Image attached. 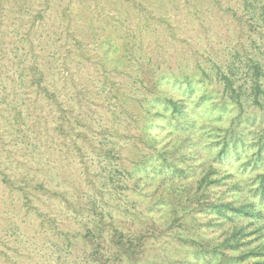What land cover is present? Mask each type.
<instances>
[{
    "label": "rangeland",
    "instance_id": "1",
    "mask_svg": "<svg viewBox=\"0 0 264 264\" xmlns=\"http://www.w3.org/2000/svg\"><path fill=\"white\" fill-rule=\"evenodd\" d=\"M106 43L121 58L125 48L134 51L122 58L120 73L103 63L111 54ZM252 63L261 66L264 88V0H0V157L16 176L9 184L0 174V264H99L83 234L100 211L150 236L146 197L128 175L148 150L139 138L145 121L132 123L140 107L129 104L126 112L114 93L134 91L142 100L135 77L149 79L156 67L195 73L191 101L202 93L209 99L199 107L191 102L189 116L220 117L242 152L260 147L257 171H263L264 147L255 143L264 145V96L261 106L252 102ZM221 74L232 79L239 104ZM39 76L40 84L59 90L68 111L61 127L58 108L36 94ZM158 123L153 131L160 135L172 127ZM22 173L32 181L30 196L45 193L33 188L36 179L56 193L34 202L38 213L10 187ZM42 213L53 221L41 223ZM147 241L160 253L163 240Z\"/></svg>",
    "mask_w": 264,
    "mask_h": 264
},
{
    "label": "trees",
    "instance_id": "2",
    "mask_svg": "<svg viewBox=\"0 0 264 264\" xmlns=\"http://www.w3.org/2000/svg\"><path fill=\"white\" fill-rule=\"evenodd\" d=\"M106 45L105 52L111 54L107 56L106 53L103 63L110 65V72L120 73L122 58L127 59L128 54L131 57L127 60L133 58L134 51L125 48V55L121 58L115 55L117 47H112L111 43ZM150 60L148 57L147 62ZM156 68L149 79L134 76L136 83H140L141 89L137 91L141 90L142 100L134 91L131 94L122 91L120 97L117 89L114 93L117 106L126 112H129L126 107L129 104L136 106L132 107L134 111L140 107L141 114L133 117L132 123H137L140 117L145 121L139 138L148 150L144 160L128 175L134 181L133 190L139 187L137 194L146 197L145 230H152V233L149 236L147 231H131L122 227L111 213L100 211V217L92 224L95 226L86 228L83 234L93 244L91 254L94 260H99V264H175L177 261L173 256L184 250L185 257H179L177 263L264 264V170L257 171V163L261 160L260 147L252 155L246 154L237 147L231 134L227 137L220 117L197 121L189 116L191 102L199 107L209 99L206 93H202L198 100L191 101L196 94L195 73H170ZM251 68L252 102L261 106L260 98L264 96L260 83L262 69L258 63H252ZM221 77L224 90L239 104L232 79L225 74ZM40 79L41 76L35 78L36 94L58 108L56 123L61 127L60 123L68 120L65 117L68 111L62 108L58 99L59 90L40 84ZM130 99L141 101L131 103ZM159 120L165 126H172L162 135L153 131ZM69 128L73 130V125ZM257 144L264 147L261 140ZM7 161V157L4 161L0 157V174L2 180L10 184L16 176L6 172L9 170L8 165L5 166ZM140 171L142 175L137 174ZM27 174H20L17 183L10 187L22 194L27 209L38 213L34 202L41 200L45 193H56L36 179L33 188L45 193L30 196L26 183L32 181ZM38 216L42 218L41 223L46 219L53 221L49 213ZM156 229L160 230L158 235L151 237ZM57 233L61 231L57 230ZM161 237L164 244L159 248L160 253H152L147 240L152 238L151 244H155L162 241Z\"/></svg>",
    "mask_w": 264,
    "mask_h": 264
}]
</instances>
